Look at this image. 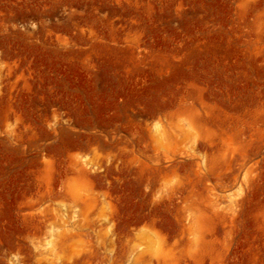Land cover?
<instances>
[{"label":"rangeland","instance_id":"1","mask_svg":"<svg viewBox=\"0 0 264 264\" xmlns=\"http://www.w3.org/2000/svg\"><path fill=\"white\" fill-rule=\"evenodd\" d=\"M0 264H264V0H0Z\"/></svg>","mask_w":264,"mask_h":264}]
</instances>
